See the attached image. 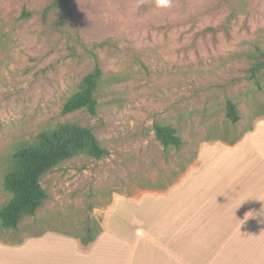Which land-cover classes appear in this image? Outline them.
<instances>
[{
	"label": "rangeland",
	"instance_id": "rangeland-1",
	"mask_svg": "<svg viewBox=\"0 0 264 264\" xmlns=\"http://www.w3.org/2000/svg\"><path fill=\"white\" fill-rule=\"evenodd\" d=\"M50 3L0 0V209L10 157L44 130L89 127L110 156H79L44 176L42 208L17 230L0 229V241L97 238L118 197L136 204L168 190L202 148L236 145L264 119V90L248 79L257 50L264 53V0H72V19L58 11L44 18ZM95 57L103 69L97 114L63 115ZM155 123L175 128L183 147L166 152Z\"/></svg>",
	"mask_w": 264,
	"mask_h": 264
},
{
	"label": "crops",
	"instance_id": "crops-1",
	"mask_svg": "<svg viewBox=\"0 0 264 264\" xmlns=\"http://www.w3.org/2000/svg\"><path fill=\"white\" fill-rule=\"evenodd\" d=\"M125 199L96 240L0 241V264H264V119L236 145L202 148L168 190Z\"/></svg>",
	"mask_w": 264,
	"mask_h": 264
},
{
	"label": "trees",
	"instance_id": "trees-1",
	"mask_svg": "<svg viewBox=\"0 0 264 264\" xmlns=\"http://www.w3.org/2000/svg\"><path fill=\"white\" fill-rule=\"evenodd\" d=\"M71 3L72 0H51L44 10V18L51 11H58L65 12L72 19ZM234 17L233 15L230 20ZM61 27L65 28L66 23L62 22ZM257 51L259 55L254 58L248 71V79L257 90L262 91L264 53ZM94 62L92 71L82 78L78 91L64 103L63 115L79 111L91 116L97 114V93L101 86L103 69L97 57ZM226 117L232 124L241 119L236 104L231 100L226 102ZM154 133L166 152L170 149L179 150L184 145L178 131L171 126L155 123ZM79 156L103 160L110 156V152L100 144L91 128L75 122H65L44 130L32 144L18 147L10 157V165L3 179V190L9 195V199L0 209V229L17 230L26 217H34L48 199L41 184L43 177L57 170L61 164ZM85 240L92 242L96 238Z\"/></svg>",
	"mask_w": 264,
	"mask_h": 264
}]
</instances>
